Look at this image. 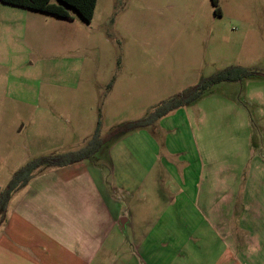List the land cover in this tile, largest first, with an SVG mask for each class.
Masks as SVG:
<instances>
[{"label":"rangeland","instance_id":"rangeland-1","mask_svg":"<svg viewBox=\"0 0 264 264\" xmlns=\"http://www.w3.org/2000/svg\"><path fill=\"white\" fill-rule=\"evenodd\" d=\"M216 2L97 0L89 23L70 9L71 20L25 10L17 31L0 34V192L31 160L81 148L98 122L106 136L202 80L241 67L256 74L214 86L163 118L155 134L130 132L70 169L88 171L128 213L131 199L151 200L141 182L149 172L174 189L183 171H201L204 179L226 171L237 201L243 195L264 203V0ZM51 171L13 194L5 217L26 196L43 215L40 233L51 232ZM68 180L58 185H78Z\"/></svg>","mask_w":264,"mask_h":264},{"label":"crops","instance_id":"crops-1","mask_svg":"<svg viewBox=\"0 0 264 264\" xmlns=\"http://www.w3.org/2000/svg\"><path fill=\"white\" fill-rule=\"evenodd\" d=\"M25 10L0 2V34L17 31ZM51 170V232L40 233L43 215L23 197L4 218L5 264H263L264 203L243 195L237 201L229 182L232 173L208 172L204 179L201 171H183L170 189L159 172H149L141 182L151 200L131 199L128 213L93 184L88 171L70 166ZM70 177L76 187L58 185ZM78 193L90 197L75 202Z\"/></svg>","mask_w":264,"mask_h":264},{"label":"trees","instance_id":"trees-1","mask_svg":"<svg viewBox=\"0 0 264 264\" xmlns=\"http://www.w3.org/2000/svg\"><path fill=\"white\" fill-rule=\"evenodd\" d=\"M0 2L64 20H71L70 9L78 15L80 20L89 23L93 17L97 0H56V3H51V0H0ZM212 3L214 6L217 4L216 0H212ZM255 74L252 70L241 67L226 68L212 77L202 80L184 93L159 103L146 117L115 127L106 136L101 135V125L98 122L93 135L76 151L51 154L31 160L12 176L7 186L0 192V224L5 218L7 206L13 194L25 188L39 172L81 163L91 158L102 147H110L130 132L148 130L151 134H155L158 123L163 118L180 108L197 102L214 86L221 83L239 82Z\"/></svg>","mask_w":264,"mask_h":264}]
</instances>
